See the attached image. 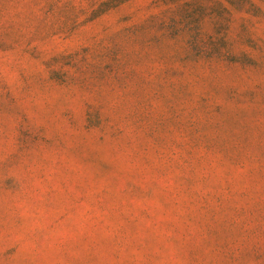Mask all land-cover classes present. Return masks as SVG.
<instances>
[{"label": "rangeland", "instance_id": "rangeland-1", "mask_svg": "<svg viewBox=\"0 0 264 264\" xmlns=\"http://www.w3.org/2000/svg\"><path fill=\"white\" fill-rule=\"evenodd\" d=\"M0 264H264V0H0Z\"/></svg>", "mask_w": 264, "mask_h": 264}]
</instances>
